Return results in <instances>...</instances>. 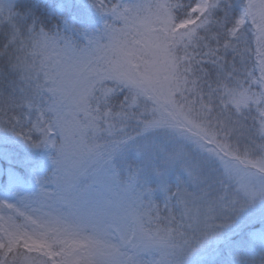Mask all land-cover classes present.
I'll use <instances>...</instances> for the list:
<instances>
[{
    "label": "snow or ice",
    "instance_id": "snow-or-ice-1",
    "mask_svg": "<svg viewBox=\"0 0 264 264\" xmlns=\"http://www.w3.org/2000/svg\"><path fill=\"white\" fill-rule=\"evenodd\" d=\"M0 133V264H264V0H0Z\"/></svg>",
    "mask_w": 264,
    "mask_h": 264
},
{
    "label": "trees",
    "instance_id": "trees-1",
    "mask_svg": "<svg viewBox=\"0 0 264 264\" xmlns=\"http://www.w3.org/2000/svg\"><path fill=\"white\" fill-rule=\"evenodd\" d=\"M29 3L34 2V0H28ZM52 3H57L59 2V0H51ZM0 135H4L2 133H0ZM10 137V134H8ZM1 149H10L11 153L14 154H19V155H24L25 151L24 148L22 147V145L17 144V143H4V142H0V150ZM21 159V158H18Z\"/></svg>",
    "mask_w": 264,
    "mask_h": 264
},
{
    "label": "rangeland",
    "instance_id": "rangeland-1",
    "mask_svg": "<svg viewBox=\"0 0 264 264\" xmlns=\"http://www.w3.org/2000/svg\"><path fill=\"white\" fill-rule=\"evenodd\" d=\"M3 136L4 135H0V142H3ZM1 150H7L8 152H10L11 153V150L10 149H1ZM13 154V158L14 159H18V158H23L24 157V155H25V153H24V155H19V154H14V153H12ZM8 167V164L5 162V161H3V160H0V168H7ZM18 170H20L21 172H23V170L22 169H18ZM3 178H0V180H2ZM256 227H259V224L257 223L256 224Z\"/></svg>",
    "mask_w": 264,
    "mask_h": 264
}]
</instances>
